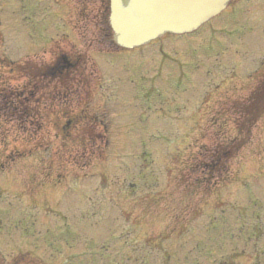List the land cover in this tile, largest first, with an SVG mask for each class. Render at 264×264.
I'll use <instances>...</instances> for the list:
<instances>
[{
    "label": "rangeland",
    "instance_id": "1",
    "mask_svg": "<svg viewBox=\"0 0 264 264\" xmlns=\"http://www.w3.org/2000/svg\"><path fill=\"white\" fill-rule=\"evenodd\" d=\"M101 4L86 0L87 14L78 19L74 0H0V56L6 59L0 61V93L23 89L30 81L10 71L11 59L22 63L39 57L48 63L59 37L65 40L53 52L86 55L87 74H95L86 86L80 75L74 77L70 107L51 106V99L28 106L44 108L41 133L35 122L4 123V104L11 95L0 94V165L6 167L0 171V201H5L0 207L15 216L33 207V215L44 212L42 225L46 213L68 209L73 213H67L69 219L97 244L86 251L75 246V264H122L119 259L124 264H213V257L220 264L226 259L264 264V104L251 124L247 118L255 111L243 115L251 92L258 85L264 88V0H235L199 34L166 36L127 58L95 14ZM163 50L177 52L183 72L175 56ZM139 74L155 91H166L164 100L169 97H152L153 111L143 113L136 101L134 87L144 88ZM181 74L188 90L177 105L185 112L180 108L172 119L152 117L175 105L170 87L178 85ZM64 85L71 88L67 81ZM55 86L62 89L57 83L40 85L47 96ZM124 96L134 102L131 111L137 115L121 119L126 106L116 107ZM77 99L80 104L73 102ZM87 103L90 111L84 116L99 118L97 131L83 121L66 140L56 137L55 119L65 123L70 117L60 109L77 115ZM130 118L137 122L125 121ZM25 150L28 154L18 155ZM216 153H222L221 167H212ZM38 233L31 241L61 247L54 239L60 230ZM18 234V226L13 227L14 241L6 231L0 234L4 264H63L30 240L19 249Z\"/></svg>",
    "mask_w": 264,
    "mask_h": 264
},
{
    "label": "water",
    "instance_id": "2",
    "mask_svg": "<svg viewBox=\"0 0 264 264\" xmlns=\"http://www.w3.org/2000/svg\"><path fill=\"white\" fill-rule=\"evenodd\" d=\"M232 0H112L110 24L115 41L136 48L165 33L194 32Z\"/></svg>",
    "mask_w": 264,
    "mask_h": 264
}]
</instances>
